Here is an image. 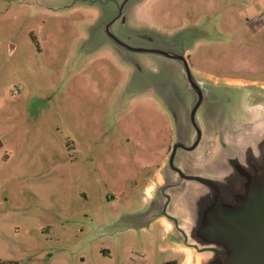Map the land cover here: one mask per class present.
I'll list each match as a JSON object with an SVG mask.
<instances>
[{"label": "rangeland", "instance_id": "374dc122", "mask_svg": "<svg viewBox=\"0 0 264 264\" xmlns=\"http://www.w3.org/2000/svg\"><path fill=\"white\" fill-rule=\"evenodd\" d=\"M184 60L216 188L149 197L195 136ZM263 130L264 0H0V261L191 264L189 245L195 264H258L237 228L264 237V179L256 192L228 146L242 157Z\"/></svg>", "mask_w": 264, "mask_h": 264}, {"label": "water", "instance_id": "95a60500", "mask_svg": "<svg viewBox=\"0 0 264 264\" xmlns=\"http://www.w3.org/2000/svg\"><path fill=\"white\" fill-rule=\"evenodd\" d=\"M133 50L138 51H144V52H156L160 53L162 51L158 49L148 48V47H135L131 48ZM184 73L191 84V86L195 89L197 100L194 104V106L190 110L189 118L190 122L193 126V132L195 133L193 141L190 143L184 139V141L180 139H176L172 146L169 154L166 157V161L163 162L162 165L159 167L158 172L162 179V182H156L155 186L148 192L149 197H152V191H154L156 188L166 190L168 193V189L179 186L181 184H190L191 182H188L190 180H196L200 181L202 183H206L208 185H211L216 188V184L210 177L204 176L200 173H198V167H201L202 165H199L198 158L200 159V156L197 157L194 152L197 150L201 140L203 139V127L200 123V120L196 117V111L201 106L203 101V90L198 82H194L191 77V73L188 67L187 62L184 60ZM233 84V82H232ZM235 84V83H234ZM202 90V91H201ZM235 114V112L230 113L227 117H230L232 114ZM227 117H223L222 120L227 121ZM206 123L208 130L211 132V123L208 118H206ZM204 120V119H203ZM220 120L218 118L219 124ZM205 121V120H204ZM213 124V122H212ZM229 124V123H227ZM214 128V127H213ZM211 135L216 139L215 134L211 133ZM264 140V130L262 133L258 136V140L255 141L252 137L248 138L247 140H244V143L246 145L245 153L241 157L237 154V148L235 144L229 145L230 153L235 156L237 159L238 168L244 166L248 173L243 174V178H245V181L248 182L250 185H254L253 188L256 192H258L259 185L262 184L261 179H264V171L263 166L259 164V159L261 158V154L259 153L260 144ZM215 140H213L212 143H214ZM231 147V148H230ZM180 153V164H176L175 159L178 152ZM212 152V151H210ZM204 163V162H203ZM154 182V181H153ZM165 198V197H164ZM261 215V221H264V195H263V206L260 210ZM171 220L164 219L166 224L171 225L169 230H172L174 228V225L181 228L180 223L178 222V219L174 217H170ZM172 219H175L173 222ZM237 231L239 233V237L243 242H245L249 248L250 253L252 257L256 258V261L258 264H264V237L262 235H257L256 233H252L247 228L238 227ZM179 249H184L188 251L189 254V263L195 264V253L194 251L189 247V245L185 246H179ZM204 250V249H202ZM206 254H213L210 252H207Z\"/></svg>", "mask_w": 264, "mask_h": 264}, {"label": "crops", "instance_id": "0c3cea01", "mask_svg": "<svg viewBox=\"0 0 264 264\" xmlns=\"http://www.w3.org/2000/svg\"><path fill=\"white\" fill-rule=\"evenodd\" d=\"M163 161V160H162ZM154 181V182H153ZM153 181H151L148 185H147V187H146V190L149 192L150 190H152V188L155 186V183L158 181V182H162V179H161V177H160V175H159V172L157 171L156 173H155V177H154V179H153ZM171 225H169V224H167V227H170Z\"/></svg>", "mask_w": 264, "mask_h": 264}, {"label": "trees", "instance_id": "16d2710c", "mask_svg": "<svg viewBox=\"0 0 264 264\" xmlns=\"http://www.w3.org/2000/svg\"><path fill=\"white\" fill-rule=\"evenodd\" d=\"M0 264H18L17 262H1L0 261ZM165 264H173V262L172 261H167V262H165Z\"/></svg>", "mask_w": 264, "mask_h": 264}]
</instances>
